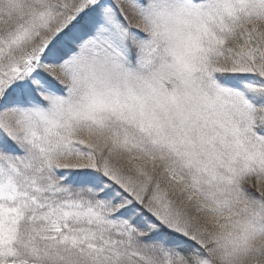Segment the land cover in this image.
I'll list each match as a JSON object with an SVG mask.
<instances>
[{
  "label": "snow or ice",
  "instance_id": "obj_1",
  "mask_svg": "<svg viewBox=\"0 0 264 264\" xmlns=\"http://www.w3.org/2000/svg\"><path fill=\"white\" fill-rule=\"evenodd\" d=\"M0 264H264V0H0Z\"/></svg>",
  "mask_w": 264,
  "mask_h": 264
}]
</instances>
